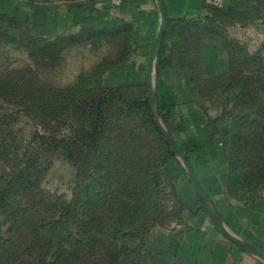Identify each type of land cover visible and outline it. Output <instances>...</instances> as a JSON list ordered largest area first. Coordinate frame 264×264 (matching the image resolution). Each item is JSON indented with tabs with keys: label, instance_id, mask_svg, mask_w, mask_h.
<instances>
[{
	"label": "rangeland",
	"instance_id": "obj_1",
	"mask_svg": "<svg viewBox=\"0 0 264 264\" xmlns=\"http://www.w3.org/2000/svg\"><path fill=\"white\" fill-rule=\"evenodd\" d=\"M48 2L0 0V264H184L158 252L199 204L224 229V205L264 206V41L239 33L259 23L255 5L224 0L211 20L172 25L165 67L160 48L150 72L153 45L127 23ZM159 81L176 97L173 133ZM114 91L94 138L97 100ZM157 118L182 153L206 144L191 170ZM210 174H225L221 200L203 186Z\"/></svg>",
	"mask_w": 264,
	"mask_h": 264
},
{
	"label": "crops",
	"instance_id": "obj_2",
	"mask_svg": "<svg viewBox=\"0 0 264 264\" xmlns=\"http://www.w3.org/2000/svg\"><path fill=\"white\" fill-rule=\"evenodd\" d=\"M163 1L168 15L166 34L178 22L204 21L207 16H211L205 0ZM21 3L24 4L23 1ZM48 4L69 6L67 10H63L64 15L73 20L81 18L85 23L93 20L91 14H96V19L127 23L135 40L138 39L143 48L153 45L162 21L159 0H122L118 6L113 5L110 0H49ZM236 4L255 5L258 8L255 21L259 23L245 24L240 27L239 33L245 42L255 39L259 46V42L264 41V0H225V7ZM201 181L207 189L216 184L220 191L212 194V197L214 201L221 200L220 192L224 190L226 183L225 174H210ZM220 212L226 229L207 208L198 210L168 232L164 256L184 264H264V260L258 255L229 238H237L264 254V206L256 202L244 212L229 203L221 207Z\"/></svg>",
	"mask_w": 264,
	"mask_h": 264
},
{
	"label": "trees",
	"instance_id": "obj_3",
	"mask_svg": "<svg viewBox=\"0 0 264 264\" xmlns=\"http://www.w3.org/2000/svg\"><path fill=\"white\" fill-rule=\"evenodd\" d=\"M213 9H218V8L211 7L210 11H212ZM214 14H215V12H213V14H211V16H207L206 19L211 20L212 19L211 17ZM151 46H152V44L149 45V47H151ZM164 51H165V47L163 46L160 50L159 57H158V64H157V71L158 72L160 70H162L163 67H165V64H164L165 53H164ZM120 98H122V97H119V91H114L110 97L100 98L97 100V103L95 105V111H94V114H95L94 131H93L94 138L95 137L99 138L103 134L104 119H105L104 110H103L104 106L106 104H108L109 102H111L112 100H114V99L120 100ZM157 100H158V104H159V111H160V114L163 118V121L167 125L169 131L171 133H173L174 130L172 131V127H171L172 124L170 122V116H171V112L173 110V106L176 102V97L173 93L167 91L164 88L163 83L160 81L157 83ZM121 101L124 105H126L127 107H130V108L138 107L140 105H146L148 107L147 99L135 100V101L129 102V101H126L125 98H123V100H121ZM191 141H193V138ZM193 144H197V145L195 146V148L190 149ZM180 145H181V149H182L183 153L185 154V156L187 157L188 161L192 164L194 158L197 156V154H199V151L201 152V150L204 149L206 144L203 142H197L195 140V142H193V143L180 142ZM201 209L203 210V206L201 204H199V207L197 208V210L194 211L192 214H195L198 210H201ZM219 213H220V215H222L220 210H219ZM165 251H166V248L161 249L158 252L159 255L161 256V258H163V259H166V256H164Z\"/></svg>",
	"mask_w": 264,
	"mask_h": 264
},
{
	"label": "water",
	"instance_id": "obj_4",
	"mask_svg": "<svg viewBox=\"0 0 264 264\" xmlns=\"http://www.w3.org/2000/svg\"><path fill=\"white\" fill-rule=\"evenodd\" d=\"M159 8H160V12H161L162 21H161V25H160L159 31L157 33V36L155 38V41L153 43L152 53H151V56H150V59H149V70H150V72H151V68L154 66V61H155V59L157 57L158 51L161 48V45H162V42H163V39H164V35H165V31H166V28H167V25H168V15H167L166 6H165L163 0H159ZM151 85H152V82L149 81V86H151ZM156 122H157L158 128L160 129V131L162 132V134L165 136V138H166L167 142L169 143V145L178 151V154L180 155V157L184 161V164L186 165V167L189 170H191L190 163L188 162V160L186 159V157L183 155V153L178 149V147H177L174 139L172 138L171 134L169 133V131L165 128V126L163 125V123L158 120V118L156 119ZM194 179H195V182L197 184V187L201 190L202 187H201L200 183L199 182L197 183L198 180L196 181V178L195 177H194ZM205 206H207V205H205ZM207 208H209V207H207ZM207 210L212 214V212H211L210 209H207ZM212 216H213V214H212ZM221 230L225 234H227L229 236V234L224 229L221 228ZM229 238L231 240H233L235 243H237L240 246H242L243 248H246V249L251 250L253 253H255L261 259L264 260V254H262L261 252H259L254 247L250 246L249 244H247L245 242H242L241 240H238L237 238H233L231 236H229Z\"/></svg>",
	"mask_w": 264,
	"mask_h": 264
},
{
	"label": "built area",
	"instance_id": "obj_5",
	"mask_svg": "<svg viewBox=\"0 0 264 264\" xmlns=\"http://www.w3.org/2000/svg\"><path fill=\"white\" fill-rule=\"evenodd\" d=\"M111 3L115 6H118L121 4V1L122 0H110ZM207 4L210 6V7H213V8H220L223 6V3H224V0H206Z\"/></svg>",
	"mask_w": 264,
	"mask_h": 264
}]
</instances>
